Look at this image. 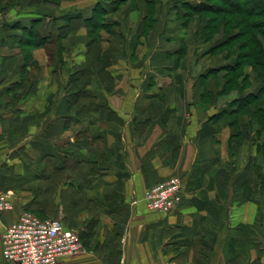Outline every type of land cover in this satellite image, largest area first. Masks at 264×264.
Masks as SVG:
<instances>
[{"label": "crops", "instance_id": "crops-1", "mask_svg": "<svg viewBox=\"0 0 264 264\" xmlns=\"http://www.w3.org/2000/svg\"><path fill=\"white\" fill-rule=\"evenodd\" d=\"M150 2L96 31L83 8L0 5V189L14 201L0 264H15L2 238L25 210L80 232L84 251L61 264H264V125L201 74L181 4L174 32ZM173 175L181 202L148 208L145 190Z\"/></svg>", "mask_w": 264, "mask_h": 264}, {"label": "rangeland", "instance_id": "rangeland-1", "mask_svg": "<svg viewBox=\"0 0 264 264\" xmlns=\"http://www.w3.org/2000/svg\"><path fill=\"white\" fill-rule=\"evenodd\" d=\"M56 1L58 2H50L61 10L83 8L84 14H88L92 12V6L102 0ZM117 1L119 0H104V3L113 10L110 13L118 11L129 0H124L120 5ZM22 2L30 6L38 4L35 0H20L11 8H22ZM8 3L9 0H0V5H5L6 8L9 7ZM187 3L189 4L188 7L185 6ZM208 3L211 6H215V8L209 11L205 10V12H203L204 10L194 12L189 8L190 5H198V8L203 9ZM178 4H181L182 8L189 12L181 20L187 21L190 24L189 30L185 34L192 41L190 44L191 51L195 50L197 52L199 50L202 53L205 51L204 70H201L203 71L201 74L204 78L207 79L209 76H214L213 80H220L224 84L226 95L228 96L238 95L242 97L255 92L264 81V64L259 66L256 64L259 61L264 62V35L256 34L258 29L263 30L264 25H258L254 28L250 27V24H248L247 19L244 17H235L237 18L236 21L234 17H231L232 15L225 13L226 11L224 10L226 9L223 7L225 4L220 0H151L148 6L149 12L151 9L155 10V13H149L148 17L156 14L159 15V18L172 16L171 18H173L174 22L170 27V31L179 32L181 30V23L176 21L178 18L174 14L175 11H180L179 8H176ZM148 17L146 19H149ZM154 24L155 21H152L151 26L154 27ZM234 34H236L235 37H231ZM228 38L230 40L225 42ZM247 81L250 82V86L248 87Z\"/></svg>", "mask_w": 264, "mask_h": 264}, {"label": "built area", "instance_id": "built-area-1", "mask_svg": "<svg viewBox=\"0 0 264 264\" xmlns=\"http://www.w3.org/2000/svg\"><path fill=\"white\" fill-rule=\"evenodd\" d=\"M184 180L173 175L145 190L148 208L171 212L182 200ZM14 208L9 192L0 189V213ZM3 257L15 264H61L68 256L84 251L79 232L59 217H40L25 210L3 233Z\"/></svg>", "mask_w": 264, "mask_h": 264}, {"label": "trees", "instance_id": "trees-1", "mask_svg": "<svg viewBox=\"0 0 264 264\" xmlns=\"http://www.w3.org/2000/svg\"><path fill=\"white\" fill-rule=\"evenodd\" d=\"M19 1L20 0H9V3H8L9 7L8 8H11L12 6H14V4H17V2H19ZM50 1H52V2L55 1L53 3L58 2L56 0H35V2L38 4L51 3ZM123 1L124 0H119V1H117V3L120 5ZM220 1L225 4V6H223L224 9H226V10H224V11H226L225 13L232 15L231 17H234V18L235 17H237V18L244 17L247 19V22H248V24H250V27H253V28L257 27L258 25L259 26L264 25V0H220ZM188 5L189 4L187 3V5H185V6L188 7ZM180 6H182V5H180ZM191 6L192 5H190L189 8H191V10H193L194 12H198V11H202V10H204L203 12H205V10L209 11V10H212L215 8V6H211V4L209 5V3H208V5H205V8H203V9L198 8V5H193L192 7ZM111 11H113L112 8L108 7L104 3V0L97 2L93 7L91 18L88 19L87 25L90 28V30H92V28H94L95 31L99 30L101 28V26L103 25L104 16L106 14L110 13ZM185 12H186V15L189 14V12L187 10H185ZM68 15L83 17L84 14H83V11L80 10V11H77V12H74V13H71ZM237 18H235V20ZM258 33L264 35V28H263V30L258 29L256 34H258ZM235 35L236 34H234L231 37H235ZM228 40H230V39L229 38L226 39L225 42H227ZM256 64L259 66V65L264 64V62L259 61ZM234 67H236V66H234ZM86 71L87 70L84 69L81 72L83 74H86L87 73ZM247 83L249 84V81H247ZM241 86H242V84H241ZM243 86H246V85H243ZM239 100L241 101V104L238 107V110L241 111V109H245V107H248V106L255 107L254 112L256 113V116L259 118L260 122L264 125V103H263L264 102V81L257 91L246 94V95L240 97ZM255 104H256V106H255ZM37 215H39V214H37ZM39 216L40 217H48V216H42V215H39ZM64 223H65V221H64ZM66 226L69 227L67 224H66ZM79 235H80V232H79Z\"/></svg>", "mask_w": 264, "mask_h": 264}]
</instances>
